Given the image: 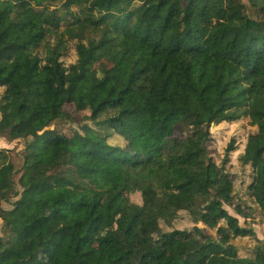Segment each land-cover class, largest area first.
<instances>
[{"label": "trees", "instance_id": "16d2710c", "mask_svg": "<svg viewBox=\"0 0 264 264\" xmlns=\"http://www.w3.org/2000/svg\"><path fill=\"white\" fill-rule=\"evenodd\" d=\"M0 89V138L24 145L20 167L0 150V264H264L225 208L249 216L235 141L219 164L207 145L249 118L264 214V0H0ZM182 214L216 235L164 229Z\"/></svg>", "mask_w": 264, "mask_h": 264}, {"label": "rangeland", "instance_id": "374dc122", "mask_svg": "<svg viewBox=\"0 0 264 264\" xmlns=\"http://www.w3.org/2000/svg\"><path fill=\"white\" fill-rule=\"evenodd\" d=\"M247 3V0H244ZM77 53L72 45L68 55L62 59L64 62V66L67 67L70 64H73L77 61ZM3 92V89H0V96ZM67 111L72 114L73 110L71 108H67ZM83 115H89V112H85ZM82 116H76L73 114V122L74 124L69 125L67 122L57 123L55 125L56 129L61 131H71V127H75L81 121ZM211 132V141L207 144L209 153L213 156L214 160L219 164L226 154V150L229 144L234 140L236 150L231 153V167L230 170L237 175V184H236V205L242 204L244 207V212L248 214V218H243L237 214L234 208L225 207L230 215L236 217L240 225L245 228L252 229L255 233V238H258L261 241H264V214L262 213V206L260 205V200L258 198V189L260 188L261 181L257 184L255 188V196L258 204L252 202L248 195V185L251 182V170L249 167L242 168L239 163V157L243 154L248 138L250 135L257 132V128L251 126L249 118H242L238 122L228 123L223 122L219 125H214L210 129ZM113 145H121L124 147L126 142L118 137L114 136L109 141ZM24 145L19 141L7 142L5 139L0 138V150H8L13 162L16 167H20L22 162V149ZM122 172H117L113 175H109L106 177L107 180H114L119 185L122 184ZM131 201L135 203H141L142 197L140 193H134L130 197ZM197 226L200 229H205L202 224L194 225L186 216L183 214L173 223V226L164 228L165 230H190ZM206 230V229H205ZM206 232L211 234L212 236L216 235V231H212L207 229ZM2 234V222L0 221V236ZM209 238L205 239V242H208ZM239 254L242 257H250L253 251V247L255 246L254 238H238L234 241Z\"/></svg>", "mask_w": 264, "mask_h": 264}]
</instances>
